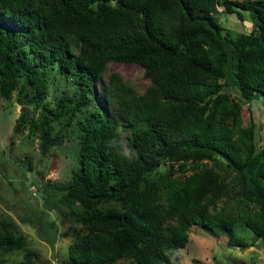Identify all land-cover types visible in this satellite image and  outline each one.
<instances>
[{
  "label": "trees",
  "instance_id": "16d2710c",
  "mask_svg": "<svg viewBox=\"0 0 264 264\" xmlns=\"http://www.w3.org/2000/svg\"><path fill=\"white\" fill-rule=\"evenodd\" d=\"M217 5L247 11L252 29L221 33ZM110 60L137 63L149 82L136 93L112 71L96 105L91 79ZM50 64L77 88L29 120L23 104L40 103ZM227 85L264 105V0H0V96L17 88L20 104L9 142L28 127L43 156L69 123L78 132L69 178L41 182L43 203L81 227L68 264H173L194 224L239 248L236 220L264 236V143ZM14 227L0 219V250L24 244Z\"/></svg>",
  "mask_w": 264,
  "mask_h": 264
},
{
  "label": "rangeland",
  "instance_id": "374dc122",
  "mask_svg": "<svg viewBox=\"0 0 264 264\" xmlns=\"http://www.w3.org/2000/svg\"><path fill=\"white\" fill-rule=\"evenodd\" d=\"M241 13L242 18L239 19L234 13L225 12L222 5H217L212 11L220 25V32L228 31L232 35L252 29L248 12L241 10ZM112 71L118 72L136 93L142 92L149 82L137 63L110 60L100 77L91 79L94 104L103 105L101 82ZM44 78L45 92L40 103L23 104L29 120L47 111L61 94L75 93L78 85L70 74L61 72L57 64L44 68ZM223 89L239 100L242 123L249 118L253 120L256 146L263 144L264 105L259 96L254 95L246 101L234 86H223ZM16 95L17 88L8 98L0 96V219L12 220L15 223L13 231L23 233L25 242L17 249L0 250V264H22L20 261L25 251L31 252L30 264H68L67 245L81 227L63 216L59 208H49L43 203L41 182L45 179L60 182L69 178L70 168L77 163L78 132L74 124L69 123L62 130V142L51 146L43 156L37 149L36 134L28 127L14 134L9 142L11 128L20 108ZM52 124L55 129L60 123L54 121ZM126 132V129L119 131L122 143ZM167 165L168 162L160 163L156 170L164 171ZM175 173H178L177 169ZM236 202L237 196L219 200L218 204L232 208ZM233 228L234 235L242 238L246 246L239 248L230 245L224 234L214 235L203 226L191 225L185 244L179 247L178 257L173 264H264V236L257 237L241 220L234 221ZM105 264L131 262L128 258H119Z\"/></svg>",
  "mask_w": 264,
  "mask_h": 264
}]
</instances>
